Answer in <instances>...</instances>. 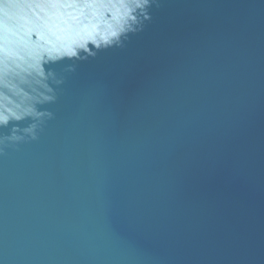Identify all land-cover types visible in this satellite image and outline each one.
<instances>
[{
  "label": "water",
  "instance_id": "1",
  "mask_svg": "<svg viewBox=\"0 0 264 264\" xmlns=\"http://www.w3.org/2000/svg\"><path fill=\"white\" fill-rule=\"evenodd\" d=\"M0 264H264V0H0Z\"/></svg>",
  "mask_w": 264,
  "mask_h": 264
}]
</instances>
